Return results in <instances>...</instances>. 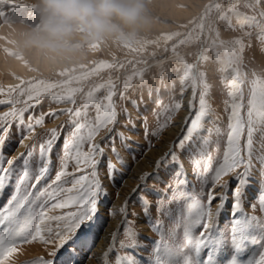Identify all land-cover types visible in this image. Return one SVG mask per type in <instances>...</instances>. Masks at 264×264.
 Returning a JSON list of instances; mask_svg holds the SVG:
<instances>
[{"label": "snow or ice", "instance_id": "obj_1", "mask_svg": "<svg viewBox=\"0 0 264 264\" xmlns=\"http://www.w3.org/2000/svg\"><path fill=\"white\" fill-rule=\"evenodd\" d=\"M255 4L264 5V0ZM227 25L234 27L232 19ZM236 25L247 31L233 41L230 50H224L227 59L215 53L217 71L229 89L227 99L221 100L227 113L226 131L221 127L223 117L213 107L207 73L186 64L177 69L183 72L178 93L175 83L165 85L161 78L158 85H147L143 73L133 74L120 89L107 80L84 93L79 106L39 115L34 110L45 97L76 105L80 90L44 82L7 93L0 89V106H8L0 113V264H87L92 260L96 264H264V76L249 82L247 73L241 72L253 36L264 57V11L237 17ZM189 81L190 120L184 118L182 135L155 161L153 172L140 174L122 205L109 206V188L118 177L122 182L130 170L121 149L132 154L133 146L144 152L156 148L155 142H162L175 114L184 107ZM58 88L61 91H52ZM105 88L106 95L97 98L95 93ZM58 114L68 116L65 124L44 128L45 117ZM13 136L19 139L18 147L26 150L9 155L6 149ZM181 156L199 190L189 180ZM150 179H161L164 185L163 189L153 185L152 192L163 193L154 200L148 194ZM133 195L139 211L130 208ZM230 198L229 219L221 228L218 217ZM245 203L251 214L245 212ZM106 216L120 220L97 253L93 249L107 224ZM141 222L157 239L142 237ZM31 245H40L41 251L21 259Z\"/></svg>", "mask_w": 264, "mask_h": 264}, {"label": "rangeland", "instance_id": "obj_2", "mask_svg": "<svg viewBox=\"0 0 264 264\" xmlns=\"http://www.w3.org/2000/svg\"><path fill=\"white\" fill-rule=\"evenodd\" d=\"M261 11H264V5H256L255 0H143L141 19L135 27H127L120 21L114 20L117 30L96 39L83 29L75 28L55 46L39 47L32 41L41 35L38 31L42 22L40 0H0V89H4L7 93L10 89H27L44 82L56 84L60 88L80 90L75 96L76 105L66 102L57 103L50 97H45L34 110L35 114L39 115L41 112L47 113L50 110L79 106L84 93L107 80L116 82L120 89L123 80L133 74L143 73V79L147 85H158L161 78L165 85L175 83L178 93L183 72H178L177 69L183 68L186 64L193 66L194 71L198 73H207L208 80L213 86V107L223 117L221 127L226 131L227 113L223 111L224 105L221 100L227 99L226 93L229 89L217 71L220 65L216 62L215 53L219 51L224 57V50H230L233 47V41L242 37L247 31L236 25L237 17L256 16ZM228 19H232L233 28L228 27ZM251 43L253 47L245 51L241 67V72L247 73L245 78L249 82L254 76H264V57H261L259 45L254 36ZM253 54H255V60L252 59ZM135 82L139 83L138 80L133 81L134 84ZM244 88L247 94V83ZM52 91H61V89ZM188 91L192 93L190 81L184 96ZM199 94L198 86L197 96L193 101L196 108H198ZM95 95L97 98H102L106 95V88ZM6 110L8 106H0V113ZM89 113L94 115V109L90 108ZM194 114L195 109L192 115ZM149 119L151 120V117ZM67 120L68 116L65 114H58L57 118L46 116L44 128H59ZM37 131H43V129L38 128ZM128 134L133 140L138 139L136 134ZM180 135H182L181 131L173 141ZM224 140L226 141V136ZM140 142L143 143V141ZM18 143V137L13 136L12 145L6 149L9 155ZM243 143L242 139L241 144ZM27 144L31 145L32 141H28ZM117 147H120L119 141H117ZM133 147L132 154L121 149V154L130 165V170L125 173L123 179L144 153L143 149ZM222 151L223 145L221 154ZM133 155L135 159L132 158ZM213 155H215L214 150ZM181 160H184L183 156ZM184 164L189 169V180L196 183L199 190V184L193 180L187 160H184ZM160 176L167 179L164 172H161ZM122 182L118 177L115 186L109 188V206L115 203L116 192L119 191ZM153 185L160 189H163L164 185L161 179L149 180L148 194L154 200L156 196L163 193L152 192ZM210 188L209 184L205 192ZM2 203L0 201V204ZM116 206L118 207V204ZM131 207L135 211L140 210L135 195L130 202ZM230 207L231 198L218 217V226L221 228L229 219ZM244 210L251 214L252 210L247 203L244 204ZM256 214L259 215V212L257 211ZM105 218L108 223L109 218ZM141 227L142 237L157 239L147 224L143 225L141 222ZM27 248V253L21 259H30L34 253L41 251L40 245H31Z\"/></svg>", "mask_w": 264, "mask_h": 264}, {"label": "clouds", "instance_id": "obj_3", "mask_svg": "<svg viewBox=\"0 0 264 264\" xmlns=\"http://www.w3.org/2000/svg\"><path fill=\"white\" fill-rule=\"evenodd\" d=\"M42 5L41 35L32 43L53 47L81 28L93 39L117 30L114 20L135 27L143 12V0H40Z\"/></svg>", "mask_w": 264, "mask_h": 264}, {"label": "bare ground", "instance_id": "obj_4", "mask_svg": "<svg viewBox=\"0 0 264 264\" xmlns=\"http://www.w3.org/2000/svg\"><path fill=\"white\" fill-rule=\"evenodd\" d=\"M191 98H192V93L191 91H188L183 98L184 107L178 110V112L175 114V119L173 120L172 125L164 132L161 138L162 142L159 141L155 142L156 148L144 152L142 156L133 164L132 170L123 179V182L119 188L120 195L119 197H116L114 203L115 205L118 204V206H120L123 204L124 198L127 195H129V193H131V190L135 188L139 183L138 177L140 176L141 173L154 171L155 161L167 151L170 143L180 133L181 125L184 121V118L188 117L189 114V110L187 108V102ZM27 142L28 141H25L26 144ZM18 145L14 148L11 154H14L17 151L21 152L25 149L23 147H18ZM215 203H213V207L215 206ZM119 220H120L119 216L109 218L107 225L101 231L99 238L97 239L96 246L93 249V251L99 253L105 247L107 243V241L104 239L105 235L107 233L114 231L117 228L119 224ZM87 264H96V262L92 260V261H88Z\"/></svg>", "mask_w": 264, "mask_h": 264}]
</instances>
